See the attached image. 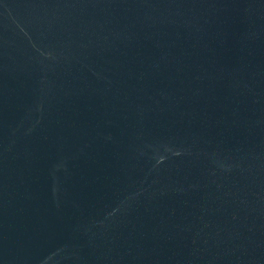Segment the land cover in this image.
Returning a JSON list of instances; mask_svg holds the SVG:
<instances>
[{"label": "water", "instance_id": "obj_1", "mask_svg": "<svg viewBox=\"0 0 264 264\" xmlns=\"http://www.w3.org/2000/svg\"><path fill=\"white\" fill-rule=\"evenodd\" d=\"M0 264H264V0H0Z\"/></svg>", "mask_w": 264, "mask_h": 264}]
</instances>
